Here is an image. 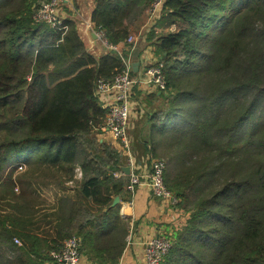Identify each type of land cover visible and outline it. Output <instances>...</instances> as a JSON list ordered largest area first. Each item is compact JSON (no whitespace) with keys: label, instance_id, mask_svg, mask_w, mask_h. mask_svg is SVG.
Instances as JSON below:
<instances>
[{"label":"trees","instance_id":"obj_1","mask_svg":"<svg viewBox=\"0 0 264 264\" xmlns=\"http://www.w3.org/2000/svg\"><path fill=\"white\" fill-rule=\"evenodd\" d=\"M37 1L0 0V264H59L71 236L87 264H118L129 220L111 204L133 194L94 91L123 62L89 53L71 18L34 20ZM153 1L95 0L94 28L130 48ZM148 32L165 89L131 150L165 161L178 198L159 264H264V0H163Z\"/></svg>","mask_w":264,"mask_h":264},{"label":"built area","instance_id":"obj_2","mask_svg":"<svg viewBox=\"0 0 264 264\" xmlns=\"http://www.w3.org/2000/svg\"><path fill=\"white\" fill-rule=\"evenodd\" d=\"M61 3L62 0H38L34 7V20L45 22L55 29H64L65 26L62 24L63 19L59 10ZM162 4L163 0L153 1L151 7L146 11L148 22L153 23L154 20L158 19ZM95 34L105 46L114 49V46L107 42L101 29L95 30ZM126 41H133V36H128ZM119 55L123 62L120 72L112 79L99 78L94 91L98 101L106 109L103 128L118 141L126 155L127 165L130 168L128 190L133 194L136 187L144 186L153 197L161 199L165 205L173 209L178 203V198L168 190L164 183L165 161L161 158H150L149 167L145 172L140 175L134 172L135 156L131 151L128 136L130 118L136 114L133 105L134 88L144 86L148 89L164 90L163 64L160 61L147 63L141 72L133 74L131 62L121 54ZM173 212H175L174 209ZM171 237L172 230L164 229L143 242L145 264L160 263L171 246ZM129 238L130 235L127 236V242H129ZM15 241L20 243L17 239ZM79 242L75 236L65 239L58 252H51L52 257L59 264H81L83 257L79 253Z\"/></svg>","mask_w":264,"mask_h":264},{"label":"crops","instance_id":"obj_3","mask_svg":"<svg viewBox=\"0 0 264 264\" xmlns=\"http://www.w3.org/2000/svg\"><path fill=\"white\" fill-rule=\"evenodd\" d=\"M94 5L95 0H62L59 10L62 19L67 17L73 19L78 34L88 52L98 57L106 53L110 48L105 46L103 41L95 34L96 29L94 28V22L91 20L92 11L95 7ZM147 23L148 14L143 24L130 33L129 36H133V41H126L131 44L130 48H124L126 44L119 43L115 45L113 49L121 55L123 49H128L127 56H122L128 59L131 65H133L134 62L137 63L136 70H133L134 73L141 72L147 63L151 64L157 61L154 42L148 40L149 32ZM155 92H157V94L160 93L156 88L148 89L144 86H137L134 88L133 105L136 114L130 118L128 126L130 146L133 139H137L138 137L139 139L141 138V141H145L148 136L149 129L151 128V121L149 116L144 115V112L150 109L151 104H149V102H152V106H154L153 94H155ZM131 130H134V134ZM101 131L100 140L104 139L111 141L120 148L118 141L112 137L109 131L103 127ZM150 158L149 155H145L141 161H138L135 157L133 171L139 175L145 172L149 167ZM124 166H128L127 160ZM43 193L49 203L54 202L55 197L51 190L44 189ZM118 203L120 204V215L124 219L129 220L128 235H130L129 242H126L125 249L123 250L118 264H145L143 242L157 232L166 229L168 226H172V220H176V213L173 212L171 207L165 205L161 199L154 198L144 186L136 187L130 201L121 202L119 199ZM81 264H87L84 258Z\"/></svg>","mask_w":264,"mask_h":264},{"label":"rangeland","instance_id":"obj_4","mask_svg":"<svg viewBox=\"0 0 264 264\" xmlns=\"http://www.w3.org/2000/svg\"><path fill=\"white\" fill-rule=\"evenodd\" d=\"M146 20V19H145ZM154 22H155V20H154ZM150 24H152L151 22H148L147 23V26H149ZM159 26H161L162 28H159V26L157 27V30H161V31H163V32H166V31H170V30H173L174 29V25L173 24H170V25H168L167 27H164L163 25H162V23H160V24H158ZM148 28V27H147ZM167 121V120H166ZM168 122V121H167ZM131 147V146H130ZM14 165H12V167H13ZM19 169V168H18ZM136 189V188H135ZM135 191V190H134ZM154 198H156V197H154ZM168 207H170V206H168ZM175 220L173 219L172 220V223L174 222ZM173 226V225H172ZM172 226H168L167 228H166V230L167 229H171L172 231H173V229L171 228Z\"/></svg>","mask_w":264,"mask_h":264},{"label":"water","instance_id":"obj_5","mask_svg":"<svg viewBox=\"0 0 264 264\" xmlns=\"http://www.w3.org/2000/svg\"><path fill=\"white\" fill-rule=\"evenodd\" d=\"M132 67H133V70L135 71L136 68H137V63L134 62L133 65H132ZM121 169H122V171H123L125 174H127V175H128L129 172H130V168H129V166H123ZM118 201H119V197H118V196L114 197V199H113L111 205H112V206L116 205V204L118 203Z\"/></svg>","mask_w":264,"mask_h":264}]
</instances>
